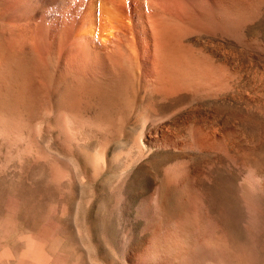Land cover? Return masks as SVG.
Returning <instances> with one entry per match:
<instances>
[{"label": "rangeland", "instance_id": "rangeland-1", "mask_svg": "<svg viewBox=\"0 0 264 264\" xmlns=\"http://www.w3.org/2000/svg\"><path fill=\"white\" fill-rule=\"evenodd\" d=\"M172 24L195 68L163 99L72 98L69 135L63 90L1 67L0 264H264V0H186Z\"/></svg>", "mask_w": 264, "mask_h": 264}, {"label": "bare ground", "instance_id": "bare-ground-1", "mask_svg": "<svg viewBox=\"0 0 264 264\" xmlns=\"http://www.w3.org/2000/svg\"><path fill=\"white\" fill-rule=\"evenodd\" d=\"M185 7L186 0H0V69L28 62L37 84L46 91L63 90L60 99L66 105L57 120L69 135L80 121L67 105L72 98L115 100L130 80L141 83L149 98L168 94L166 78L190 63L183 66L182 51L174 48L172 23L183 22ZM137 144H145L143 136Z\"/></svg>", "mask_w": 264, "mask_h": 264}]
</instances>
